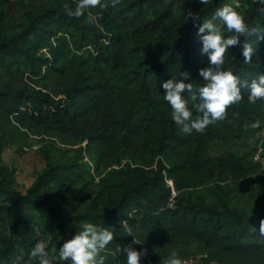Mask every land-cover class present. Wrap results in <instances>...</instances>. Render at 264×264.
Segmentation results:
<instances>
[{
	"label": "trees",
	"instance_id": "16d2710c",
	"mask_svg": "<svg viewBox=\"0 0 264 264\" xmlns=\"http://www.w3.org/2000/svg\"><path fill=\"white\" fill-rule=\"evenodd\" d=\"M78 2L0 0V264H38L29 256L38 242L67 264L59 247L86 222L114 236L96 264H127L114 250L129 245L143 252L140 264L190 246L202 264H264V99L250 102L246 86L264 74V0H99L70 15ZM236 2L256 30L225 53L242 99L224 120L184 133L162 82L187 70L193 91L182 95L198 102L209 59L198 24ZM246 133L263 143L234 150ZM30 136L48 141L22 192L1 154Z\"/></svg>",
	"mask_w": 264,
	"mask_h": 264
},
{
	"label": "clouds",
	"instance_id": "9594fccd",
	"mask_svg": "<svg viewBox=\"0 0 264 264\" xmlns=\"http://www.w3.org/2000/svg\"><path fill=\"white\" fill-rule=\"evenodd\" d=\"M99 0H79L74 10L69 14L79 17L86 9L94 8ZM67 7V6H66ZM239 3H225L219 7L210 19L198 24L197 33L202 42L201 53L207 54V66L199 70L203 85L196 88L194 99L198 102L189 107L188 96L182 95L185 89L193 91L189 83L190 73L187 70L179 72V78H170L162 82L165 89L164 99L171 106L173 121L181 126L184 133L203 132L205 128L217 121L224 120L226 109L242 99L241 87H244L238 75L231 70H225V53L231 46L239 43V34H247L255 29H249L244 16L238 10ZM194 23L200 20L196 13H189ZM231 35H225L224 30ZM264 32V31H261ZM260 32V34H261ZM254 47L246 42L242 46V55L246 62L251 61ZM249 88L248 100L255 103L264 99V74L246 85ZM200 115L193 119V113ZM127 234H131L128 230ZM113 232L101 224L86 222L79 231L65 240L59 247L58 261L67 264H96V257L112 242ZM140 243V242H136ZM115 254L126 253L127 264H140L143 252L130 245L121 249L116 246ZM29 256L38 260V264H58L50 256L44 242H38L32 247ZM20 259V257H18ZM164 264H185V261L176 253L171 252Z\"/></svg>",
	"mask_w": 264,
	"mask_h": 264
},
{
	"label": "rangeland",
	"instance_id": "374dc122",
	"mask_svg": "<svg viewBox=\"0 0 264 264\" xmlns=\"http://www.w3.org/2000/svg\"><path fill=\"white\" fill-rule=\"evenodd\" d=\"M259 123H257L258 125ZM264 125V123H262ZM260 130L257 135L264 136V126L258 127ZM47 139L39 136H30L26 145L9 144L2 152V161L15 171V186L24 192L33 182L36 173L44 166L43 158L40 153V146L47 143ZM264 141V140H263ZM261 139H257L256 134L246 133L244 136L235 139L232 143L234 150L246 151L263 143ZM226 146L222 144L215 145V153L223 154ZM261 151V150H260ZM170 183V182H169ZM171 184V183H170ZM264 193V189H263ZM175 251L185 261V264H202L198 256L195 254L193 246L190 247H170L167 249V257L171 252ZM161 260L166 259L160 257Z\"/></svg>",
	"mask_w": 264,
	"mask_h": 264
},
{
	"label": "built area",
	"instance_id": "2783aa9c",
	"mask_svg": "<svg viewBox=\"0 0 264 264\" xmlns=\"http://www.w3.org/2000/svg\"><path fill=\"white\" fill-rule=\"evenodd\" d=\"M259 152H260V149L258 150V152L255 153V155H254V159L263 162V159H261L260 156H259Z\"/></svg>",
	"mask_w": 264,
	"mask_h": 264
}]
</instances>
